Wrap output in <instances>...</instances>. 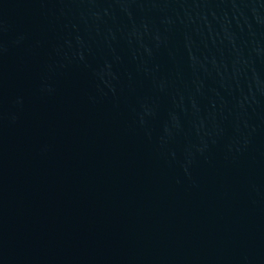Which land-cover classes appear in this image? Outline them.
Listing matches in <instances>:
<instances>
[{"label": "water", "instance_id": "95a60500", "mask_svg": "<svg viewBox=\"0 0 264 264\" xmlns=\"http://www.w3.org/2000/svg\"><path fill=\"white\" fill-rule=\"evenodd\" d=\"M0 264H264V0H0Z\"/></svg>", "mask_w": 264, "mask_h": 264}]
</instances>
